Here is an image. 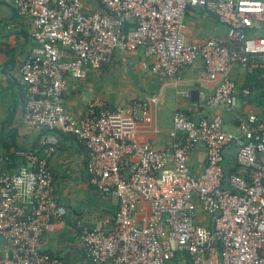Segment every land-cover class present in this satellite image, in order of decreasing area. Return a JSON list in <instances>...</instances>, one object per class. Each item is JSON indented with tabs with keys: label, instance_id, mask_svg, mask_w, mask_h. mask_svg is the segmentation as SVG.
<instances>
[{
	"label": "built area",
	"instance_id": "2783aa9c",
	"mask_svg": "<svg viewBox=\"0 0 264 264\" xmlns=\"http://www.w3.org/2000/svg\"><path fill=\"white\" fill-rule=\"evenodd\" d=\"M10 1L18 15L29 17L33 41L19 67L25 124L74 135L87 150L91 184L117 199L115 213L99 225L76 224L88 264H186L185 257L189 264H264V117L250 115L232 132L217 113L194 120L176 111L173 131L183 132L182 140L159 150L133 137L135 121L148 108L144 100L132 101L129 116L100 97L90 99L81 116L65 106L70 78L108 64L116 50L143 48L159 77L200 60L217 80L207 104L231 109V68L253 60L264 67V0H97L101 7L90 10L84 0ZM188 7L214 14L229 43L187 42ZM41 140L51 143L50 151L56 135ZM198 141L206 160L194 175L187 158ZM232 142H239L243 174L226 175L224 148ZM140 200L148 212L138 220ZM198 208L205 215L200 220ZM67 216L37 150L5 149L0 141V264H65L40 242L45 232L66 228Z\"/></svg>",
	"mask_w": 264,
	"mask_h": 264
},
{
	"label": "crops",
	"instance_id": "0c3cea01",
	"mask_svg": "<svg viewBox=\"0 0 264 264\" xmlns=\"http://www.w3.org/2000/svg\"><path fill=\"white\" fill-rule=\"evenodd\" d=\"M84 4L88 10L101 7L97 0H84ZM183 22L187 42L216 38L229 43L226 27L210 12L188 7ZM32 45L29 17L18 15L10 0H0V137L8 138L9 143L19 148L37 150V155L45 159L53 174L55 195L67 207V228L58 227L45 232L41 236L40 249L60 256L65 264H88L84 245L76 234V224L81 221L90 226L99 225L104 218L115 213L117 199L100 193L91 184L85 167L87 150L74 135L25 124L26 86L21 80L19 67ZM152 61L143 48L114 51L108 64L88 68L82 79L68 80L66 110L81 116L87 102L100 97L109 107L123 106L129 116L132 101L144 100L148 108L142 119L135 121L133 137L140 142H149L159 150L170 148L175 140H182L183 132L173 131L176 111H183L194 120L217 113L222 117L224 129L232 132H236L240 120L250 115L264 117V67L258 60L236 63L231 68L236 96L231 109L212 108L207 104L217 80L210 79L200 60L182 67L174 76L165 77L149 70ZM245 88L250 91L245 93ZM49 133L56 135V143L47 151L51 143L41 139ZM238 148L239 142L225 146L224 167L228 171L235 168L237 173L243 174V168L237 164ZM205 160L206 147L198 141L188 150L187 158L194 175L203 172ZM147 212L148 203L140 200L136 212L138 220ZM203 216L198 208V220Z\"/></svg>",
	"mask_w": 264,
	"mask_h": 264
},
{
	"label": "trees",
	"instance_id": "16d2710c",
	"mask_svg": "<svg viewBox=\"0 0 264 264\" xmlns=\"http://www.w3.org/2000/svg\"><path fill=\"white\" fill-rule=\"evenodd\" d=\"M257 70L258 69H256V70H254L255 72H257ZM250 91V90H249ZM0 141H1V143H2V145H3V147L5 148V149H8L10 146H13V147H15V148H19L18 146H16L15 144H11V143H9V141H8V138H6V137H0ZM49 168V167H48ZM50 169V168H49ZM51 171V170H50ZM231 172H237L236 170H235V168H232V169H230L229 170V173H231ZM67 222V224H68V222L69 221H66ZM67 228V227H66ZM185 259H186V264H189V262H187V258L185 257ZM170 264H176V262L175 261H173V262H171Z\"/></svg>",
	"mask_w": 264,
	"mask_h": 264
},
{
	"label": "water",
	"instance_id": "95a60500",
	"mask_svg": "<svg viewBox=\"0 0 264 264\" xmlns=\"http://www.w3.org/2000/svg\"><path fill=\"white\" fill-rule=\"evenodd\" d=\"M225 172H226V175H228L229 174V171L226 169L225 170ZM226 185V183H224V186Z\"/></svg>",
	"mask_w": 264,
	"mask_h": 264
},
{
	"label": "rangeland",
	"instance_id": "374dc122",
	"mask_svg": "<svg viewBox=\"0 0 264 264\" xmlns=\"http://www.w3.org/2000/svg\"><path fill=\"white\" fill-rule=\"evenodd\" d=\"M258 33H260V32H258Z\"/></svg>",
	"mask_w": 264,
	"mask_h": 264
}]
</instances>
